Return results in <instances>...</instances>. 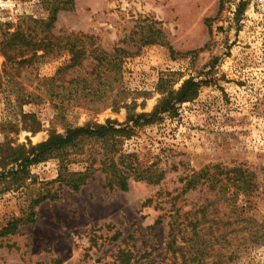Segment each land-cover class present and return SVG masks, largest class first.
<instances>
[{
    "label": "rangeland",
    "instance_id": "rangeland-1",
    "mask_svg": "<svg viewBox=\"0 0 264 264\" xmlns=\"http://www.w3.org/2000/svg\"><path fill=\"white\" fill-rule=\"evenodd\" d=\"M50 3L0 0V41L19 18H48ZM52 34L130 53L126 99L99 111L56 110L43 80L70 54L40 52L6 71L0 55V163L5 143L27 151L88 124L124 131L63 156L64 174L91 167L77 192L58 180L63 162L55 157L30 164L25 181L0 177V232L34 214L0 236V264H187L196 253L199 264H264L249 224L264 225V0H74ZM189 80L201 84L197 97L151 119ZM30 94L40 100L29 102ZM121 171L132 175L128 191L107 185ZM245 185L254 196L233 195Z\"/></svg>",
    "mask_w": 264,
    "mask_h": 264
},
{
    "label": "trees",
    "instance_id": "trees-1",
    "mask_svg": "<svg viewBox=\"0 0 264 264\" xmlns=\"http://www.w3.org/2000/svg\"><path fill=\"white\" fill-rule=\"evenodd\" d=\"M43 2L45 3V0ZM73 7L74 0H51L48 9L46 7L49 13L48 18H19L12 32L9 31L11 27L8 26L2 34L0 41V55L5 59L3 70L6 71L8 65L11 69H15L22 65L30 64L35 59L43 58L46 53L60 54L65 52L70 54V60L59 69L55 77L43 80L44 84H47L45 95L47 98H50L51 102H55L56 104L53 108L64 110L65 103L67 106L72 105L73 107H81L93 111L118 106L121 101L126 99L123 96L125 95L122 76L123 60L132 55L118 48L113 53L105 52L98 47L86 44L73 34L53 36L52 30L54 29L57 15L61 11L72 10ZM151 43H153L152 40L144 44ZM40 52L44 55L39 56ZM86 63L89 64L90 70L81 74L86 69ZM68 72H75V76L66 81L65 75ZM58 82L59 84L56 85ZM1 86L2 74L0 73V89ZM200 87L201 84L193 80L186 81L177 92H169L167 94L163 101L155 108L150 118L154 120L155 116L170 111L172 106L194 100L198 95ZM28 98V100H31L29 102L40 100V96L33 94H30ZM25 118H28V116ZM121 131L124 130L116 129L111 122L106 125L88 124L84 127L69 129L63 135L53 134L45 143L31 146L27 151L25 150V145L13 148L9 143H5L1 149L3 157L0 163V167L5 173L1 174L0 177L5 178L12 175L14 179L20 177L19 180L25 181L26 168L30 164H40L46 162L51 157H55L61 160V163L63 162V165L60 167L62 171H60L58 180L66 182V185L71 190L77 192L85 184L88 176L87 172L90 171L91 167H88L89 169L85 173L64 174L63 168L66 170L64 165L66 159L63 156H68L72 153L82 155L83 148L89 141L101 145H104V142L107 141L114 142L115 135L121 133ZM23 153H25L26 157H21ZM124 158L127 159V156ZM111 169L116 168L111 167ZM123 170H126V168ZM139 176L137 175L136 179ZM64 177L70 178L71 181H66ZM131 177L132 175L121 171L119 175H115L114 180L111 177H107V185L110 189L128 191V181ZM190 185L191 183L188 184L189 187ZM235 188L233 195L236 197L241 190H244L245 198L254 196V189L250 185H245L243 189H239L238 186ZM228 189L227 186H224L220 192L224 194ZM44 200H46V197H42L35 204L37 205ZM33 215L30 212L26 221L24 219H16L9 222L7 227L0 232V236L15 233L16 228L20 224L32 222ZM249 224L254 227L250 231L251 242L254 244L260 243L259 245L264 244V230L261 229L264 225H258L253 222H249ZM193 231L195 232L196 229L194 228ZM189 257L192 258V261H189L187 264H199L201 256L198 253L193 257L189 255Z\"/></svg>",
    "mask_w": 264,
    "mask_h": 264
}]
</instances>
